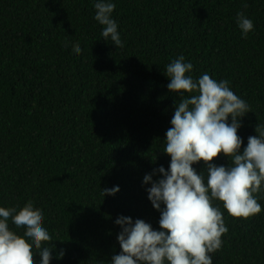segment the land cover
I'll return each mask as SVG.
<instances>
[{"label": "trees", "instance_id": "obj_1", "mask_svg": "<svg viewBox=\"0 0 264 264\" xmlns=\"http://www.w3.org/2000/svg\"><path fill=\"white\" fill-rule=\"evenodd\" d=\"M112 2L119 48L102 37L93 0H0V206L31 201L43 214L51 264H111L122 251L121 215L160 230L143 178L170 164L163 150L180 100L167 87L173 60L191 62L194 79L228 80L250 105L241 152L264 126V0ZM239 12L255 25L246 38ZM193 167L207 172L203 161ZM113 186L114 197L101 194ZM254 195L262 211L248 219L215 202L229 231L213 264H264V190Z\"/></svg>", "mask_w": 264, "mask_h": 264}, {"label": "clouds", "instance_id": "obj_2", "mask_svg": "<svg viewBox=\"0 0 264 264\" xmlns=\"http://www.w3.org/2000/svg\"><path fill=\"white\" fill-rule=\"evenodd\" d=\"M93 2V19L103 26L102 37L122 47L113 19L115 3ZM235 21L245 38L255 29L244 12ZM73 51L79 56L82 49L76 44ZM165 67L167 87L180 97L163 150L171 160L167 170L160 166L143 178L144 185H151L146 191L160 213V230L141 219L118 217L122 251L112 257L111 264H213L212 254L222 248V237L229 231L224 212L215 202H222L235 218L248 219L262 211L254 194L264 190V126H257L258 135L248 137L242 152L244 141L238 135L250 105L233 92L228 80L217 81L206 72L194 79L193 64L183 56ZM221 154L230 159L229 167L212 163ZM201 161L207 166L206 174H198L193 167ZM157 173L160 178L153 180ZM120 190L113 186L101 194L114 197ZM44 219L31 201L20 209L0 206V264H34L33 249L38 250L40 264H51L53 250L42 247L52 239ZM10 220L23 230L22 236L10 229Z\"/></svg>", "mask_w": 264, "mask_h": 264}]
</instances>
